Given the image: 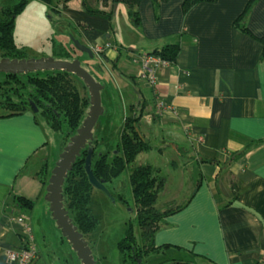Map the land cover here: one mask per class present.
<instances>
[{"label": "crops", "instance_id": "crops-1", "mask_svg": "<svg viewBox=\"0 0 264 264\" xmlns=\"http://www.w3.org/2000/svg\"><path fill=\"white\" fill-rule=\"evenodd\" d=\"M248 1L208 0L184 11L183 0H165L155 12L151 0H141L139 25L128 20L135 38L110 34L112 22L91 44L109 43L101 53L111 61L121 51L138 52L142 58L164 45H179L173 64L155 67L154 83L141 79L142 71L120 72L150 84L153 111L146 115L145 109L140 122L151 149L175 152L183 147L200 161L199 187L154 236L156 246H169L162 250L175 248L194 259L177 257L159 264H264V142L229 161L248 143L264 139V59L258 39L264 38V0H257L246 16L251 34L234 26ZM116 5L100 8L113 9L115 15ZM66 6L81 9V0H68ZM127 55L132 63L139 62ZM159 101L168 105L161 113L155 107ZM46 129L30 110L0 118V264H15L6 252L24 248L27 237L18 222L21 216L27 224L26 212L16 206V197L33 206L39 199L48 207V157L28 166L47 144ZM39 163L45 167L39 169ZM230 180L237 186L235 198Z\"/></svg>", "mask_w": 264, "mask_h": 264}, {"label": "rangeland", "instance_id": "rangeland-1", "mask_svg": "<svg viewBox=\"0 0 264 264\" xmlns=\"http://www.w3.org/2000/svg\"><path fill=\"white\" fill-rule=\"evenodd\" d=\"M19 2L21 0H0V21L6 19L4 12L14 9ZM64 4H66L64 0H53L52 4L43 0H26L22 10L15 15L14 42L23 58L56 57V54L60 51L68 50L74 58L80 60L81 65L96 81L103 85L101 90L103 113L92 129L93 161L101 153L107 154L109 157L117 153L122 154L120 137L122 126L125 116L130 113V104L136 102L135 93L137 98L142 99L144 96L148 100L149 104L145 108L146 115L150 114L154 107V95L151 88L147 87L144 82H141V84L139 82L137 86H141L143 92V95H141L137 91L139 87L134 88L120 73L127 74V69L131 68L140 73L142 71L140 55L138 52L132 54L121 51V55L111 61L95 49H92V57L75 49L72 38L77 39L81 44L91 46V43H88L82 37L80 27L65 11ZM116 8L110 34L114 32L116 37H122L126 33L128 40H132L135 35L131 33L130 27H128L130 18L127 15V6L124 3L117 2ZM130 36L132 39H130ZM136 47L137 51L142 52L140 46ZM2 53L3 51L0 49V55ZM127 54L139 62L132 63ZM74 78L78 89L84 96H87V92L83 88V82L75 76ZM2 79L3 75L0 73V80ZM10 93H14V91H10ZM13 97H17V95L15 94ZM28 110L36 116V120L40 125L47 128V144L35 155L36 157L31 158L28 166L33 168L35 167V161H39L40 158L46 161L48 157V168L51 170L66 144V128L63 125L62 130L55 131L40 111L35 112L33 109L31 110V107ZM139 129L142 133L144 132L142 122H140ZM147 134L145 133V136ZM179 149H176L175 152L168 147L162 151L150 149L147 152L140 153L135 160L136 164H151L158 167L161 175L166 177L165 188L157 198L156 208L162 209L168 201H172L173 205L180 204L193 191L195 183L193 175L197 176L198 170L194 167V160L191 159V156ZM38 167L43 169L44 164L39 163ZM105 186L110 196L95 187L91 190L88 207L93 216L97 218L98 224L85 235V239L96 264H131V257L123 254L118 248V242L124 237L130 225L138 245H142L128 167H125L121 174L111 182L105 183ZM42 203V200L36 199L33 208L25 211L27 224L31 230L33 247L37 253L35 264H80V260L71 245L62 238L47 204L45 206ZM177 257H180L179 259H194L186 252L179 253L177 249L170 248L169 250L143 255L140 264H159V262L172 260V258L177 259ZM197 260L200 261L198 258ZM194 264L199 263L195 262Z\"/></svg>", "mask_w": 264, "mask_h": 264}, {"label": "trees", "instance_id": "trees-1", "mask_svg": "<svg viewBox=\"0 0 264 264\" xmlns=\"http://www.w3.org/2000/svg\"><path fill=\"white\" fill-rule=\"evenodd\" d=\"M26 0H21L14 9L4 12L6 19L0 21V49L3 57L23 58V55L14 42L13 29L15 15L24 6ZM49 4L53 0H43ZM141 0H81V9H72L64 4L65 11L70 18L80 27L82 37L88 43L94 44L95 40L112 28L114 17L113 9L105 10L100 5L106 6L109 2L113 5L117 2L126 4L127 15L133 25H139V15L137 6ZM154 11L157 12L158 6L165 0H151ZM208 0H183L182 8L184 11L198 2ZM257 0H249L242 13L234 21V26L240 31L251 34L246 25V16ZM68 2V0H64ZM263 44L262 59H264V38H258ZM179 51L177 43L167 44L159 49L151 51V54L160 56L173 64ZM58 59H72L71 53L67 50L56 54ZM42 73V74H40ZM3 79L0 80V118L18 116L30 109L29 100H32L38 111L45 117L50 127L55 131L66 128V140L72 136L77 128L80 127L89 107V94L86 86L83 87L87 92L84 96L74 82V75L66 71H37L27 74H8L2 73ZM132 81L134 77L127 75ZM5 89V91H4ZM14 91V93H10ZM143 95L142 90L139 91ZM17 97H13V95ZM29 99V100H28ZM149 103L143 96L137 105L130 104V113L125 116L121 131V146L123 153L114 154L109 157L101 153L92 162L93 172L97 179L103 180L104 184L111 182L118 177L125 167L129 169V179L132 186L133 198L136 205L137 221L140 229L141 244L138 245L137 239L130 225L124 237L118 242L119 250L131 257V264H138V260L143 255L159 252L169 247L167 244L156 246L154 236L157 230L166 224V218L186 206L190 197L201 183L202 173L199 169V160L192 155L194 167L198 170L194 176V188L189 197L182 203L173 205L172 201L164 204L162 209L156 208L157 198L164 190L166 177L161 175L160 169L151 164H136L135 160L140 153L149 151L152 147L143 138L142 131L139 129L140 121ZM136 106V109L134 107ZM33 108H31L32 110ZM7 110V111H3ZM66 141V143H67ZM264 142V139L254 140L248 143L244 149L235 152L230 162L237 160L252 146ZM185 153L188 151L180 147ZM86 148L81 155L76 158L68 176L63 184L64 204L78 230L85 235L97 226L98 220L93 216L88 207L91 199V190L94 188L88 181L84 161ZM45 167V164H44ZM50 175V170L48 176ZM47 184V181H46ZM233 198L237 195V186L230 180ZM16 206L20 210H30L33 202L22 197H16ZM73 216H72V215ZM63 238V237H62ZM64 239V238H63ZM33 243L28 237L25 239L24 248H29ZM35 254V248H34ZM35 256L30 264H35Z\"/></svg>", "mask_w": 264, "mask_h": 264}, {"label": "water", "instance_id": "water-1", "mask_svg": "<svg viewBox=\"0 0 264 264\" xmlns=\"http://www.w3.org/2000/svg\"><path fill=\"white\" fill-rule=\"evenodd\" d=\"M73 47L80 50L89 56H93V48L89 45L81 44L77 39L72 38ZM66 71L79 79L86 86L89 94V107L81 125L76 132L69 137L62 151L58 155L54 166L50 170V175L45 187L44 200L48 203V209L52 219L55 221L57 228L60 230L62 237L71 245L80 264H96L92 255V251L83 234L78 230L70 216L68 209L64 204L63 184L71 170L76 158L81 155V152L86 148L84 169L89 183L105 194L110 196L104 181L96 178L93 172V132L92 129L97 122L99 116L103 113L101 101V90L103 85L96 81L93 76L81 65L77 58L73 59H58L54 56L41 58H9L0 57V73L8 74H27L36 71ZM142 79V77H141ZM134 88H137L133 81L127 78ZM150 84L147 82L146 84ZM137 91H141L140 87ZM31 108L35 112L38 108L32 100H29ZM138 260V264L141 263Z\"/></svg>", "mask_w": 264, "mask_h": 264}, {"label": "built area", "instance_id": "built-area-1", "mask_svg": "<svg viewBox=\"0 0 264 264\" xmlns=\"http://www.w3.org/2000/svg\"><path fill=\"white\" fill-rule=\"evenodd\" d=\"M110 44L106 43L104 45H94L93 49L98 52H102ZM142 62V73L141 77L144 78L149 83H154L155 81V67H163L169 64L167 60L161 58L158 55L147 53L141 58ZM156 111L161 113L163 110L168 109V105L165 101H159L155 105ZM18 222L23 224V231L26 233L27 237L32 241V236L30 235L31 230L28 224H25L23 218L18 217ZM29 248H22L19 250L9 249L7 250V258L10 261L15 262V264H30L31 259L34 256V247L28 246Z\"/></svg>", "mask_w": 264, "mask_h": 264}, {"label": "flooded vegetation", "instance_id": "flooded-vegetation-1", "mask_svg": "<svg viewBox=\"0 0 264 264\" xmlns=\"http://www.w3.org/2000/svg\"><path fill=\"white\" fill-rule=\"evenodd\" d=\"M71 53V52H70ZM72 56V55H71ZM0 57H3V56H0ZM72 59L74 58L73 56L71 57ZM37 72V71H36ZM29 73H31V72H29ZM75 76V75H74ZM76 77V76H75ZM78 78V77H77ZM81 80V79H80ZM82 81V80H81ZM74 82H75V78H74ZM83 82V81H82ZM133 83L134 84H138L139 82H138V79H133ZM84 88V87H83ZM85 89V88H84ZM135 97H136V99H135V101L136 102H134L133 103V105L135 104V105H137L139 102H140V100H141V98H137V95H136V93H135ZM29 100V99H28ZM31 107V106H30ZM134 109H136V106L134 107ZM142 260V259H141Z\"/></svg>", "mask_w": 264, "mask_h": 264}]
</instances>
